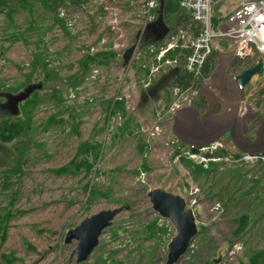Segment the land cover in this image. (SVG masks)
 I'll return each instance as SVG.
<instances>
[{"label": "rangeland", "instance_id": "obj_1", "mask_svg": "<svg viewBox=\"0 0 264 264\" xmlns=\"http://www.w3.org/2000/svg\"><path fill=\"white\" fill-rule=\"evenodd\" d=\"M242 1L213 0L214 17L227 19ZM160 8V0H88L80 7L71 4L59 9L64 21L61 25L47 13L51 10L40 7L34 10L39 25L32 32L26 30L28 10L23 9L12 23L0 15V27L6 31V50L0 54L1 87L23 84L34 52L42 47L54 79L45 83L44 72L33 75L32 85H45L42 83L44 86L29 98L54 88L62 94V102L46 95L34 109L33 135L26 137L23 171L11 172L14 162L4 160L8 148L18 142L0 143V214L9 209L13 215L4 241L0 231V264H163L176 230L153 210L148 193L155 188L181 195L195 213L199 232L177 264H248L252 257L263 263L264 167L228 166L222 156H213L211 148L205 150L211 158L193 155L173 131L172 116L177 110L206 103L212 91L211 74L185 91L170 81L158 96L143 100L148 89L169 70L181 67L185 71L188 53L184 59L162 58L177 46L189 52L192 17L180 23L174 16L166 21L170 32L161 46L145 45L144 33L131 60H124L137 35L157 20ZM18 30L25 31L24 40L15 39ZM99 52L115 57L106 65L91 64L78 87L68 86L69 76L81 70L82 57ZM225 55L220 51L213 54V70L234 73L242 69L241 64L233 65L240 56L227 61ZM245 60L250 67L258 61L252 56ZM0 91V102L4 103V95L10 91ZM244 96L250 113L246 115L251 124L249 137L256 135L260 124L264 135V75L253 79ZM120 97L126 109L111 113L108 103ZM242 102L239 100V110ZM256 114L258 123L251 121ZM126 120H130L129 127L121 132ZM86 140L101 143L97 172L57 173ZM140 143L144 152L138 148ZM144 160L148 170H142ZM197 167L207 170L200 172ZM92 184L105 196L90 199ZM120 207L123 210L100 237L98 246L85 262L78 263L74 252L77 241L65 243L67 232L101 210ZM241 214H249L251 220L245 232L235 236ZM153 219L160 229L155 228L156 234L151 236L146 225Z\"/></svg>", "mask_w": 264, "mask_h": 264}, {"label": "trees", "instance_id": "obj_2", "mask_svg": "<svg viewBox=\"0 0 264 264\" xmlns=\"http://www.w3.org/2000/svg\"><path fill=\"white\" fill-rule=\"evenodd\" d=\"M88 0H0V15L4 16L5 21L14 22L15 17L23 12V9H26L29 11V17L27 19V22L29 23L26 30L29 32H32L36 29V27L39 25V18L38 15H36V11L40 7H44L45 9L51 10L50 13L54 18L55 22L58 24L63 25L64 21L61 17H59V9L64 8L67 5H73L80 7ZM160 5L163 6V12L165 21L170 20L171 17H176V21L180 23L182 19H185L187 21L188 17L191 18L189 13H185L181 10H176V8H181L179 4V0H160ZM186 11V10H185ZM176 14V15H174ZM218 19L214 18V24L216 25L218 23ZM167 23V22H166ZM194 23H190V27L193 26ZM188 27V28H190ZM5 27H0V41L2 42L0 44V54L3 56L5 49V45L3 44L5 39ZM18 33L15 34L16 38L19 40H24L25 31L18 30ZM154 37L149 36V33L145 34L144 37V44L150 47L151 45L155 46H161L164 42V40L155 41L153 39ZM186 53L188 51L186 49H182L180 47H175L173 49L168 50L165 55L163 56L162 60H169V59H184L186 56ZM115 56L107 55L105 52H99V53H88L85 54L82 59L80 60V71H77L76 73L69 76V82L71 87H78V82L83 81L86 78V75L88 74L89 66L93 63L95 64H108L110 61L113 60ZM49 59L45 56L44 48L38 47L37 50L34 52L33 59L31 61V71L27 73L26 80L23 84H19L15 87H1L0 83V90H7L10 91L9 93H19L22 90L26 89L28 86L33 84V75L38 76L41 71L44 72V80L45 83L54 79L53 78V71L49 69ZM245 63V64H244ZM215 64V58L214 56H210L207 60L206 64L202 68V74L200 78H196L193 73H188L186 70L184 71L181 67L179 68V72L173 77L171 80L176 85L181 87V91H185L188 88H193L196 84H199L200 79H203L205 77H208L212 70L213 66ZM241 64L242 69H240L237 72H242L250 67V64H248V61L245 60V58H239L237 62H234L233 65ZM149 69L146 70V74H149ZM43 83V82H41ZM44 84V83H43ZM26 85V86H25ZM45 85V84H44ZM43 85V86H44ZM0 93H2L0 91ZM46 95L50 98L56 99L59 103L62 102V94L61 90L59 88H54L50 93L39 95L37 92L31 96L28 97L25 101L20 103V112L15 118L12 117V114L7 112L6 110L2 109L0 107V143L2 144H9L14 143L17 141L18 143L15 144L14 150H12V147L8 148V150L5 153V161L11 160L14 162V165L11 166L9 169L11 172H19L22 170L21 162L22 157L27 149L26 146V140L27 136L33 135V127L31 125L32 117H33V111L36 109V107L40 104V102L46 98ZM107 109H111V113H115L117 110H125V102L123 98L115 99L114 101L108 103ZM53 117L49 119V121H52ZM62 121V119H61ZM259 119H255V123H258ZM81 121H77L76 124H80ZM130 120H126L122 127H120V131L124 132L129 127ZM143 143H140L138 148L140 150H143ZM222 156L223 153L221 151H216L214 153V156ZM101 158V143L97 141H83L79 144L77 148V152L73 159L67 164L57 169V173H71V174H77L80 172H85V175H89L93 172H97L96 169V163ZM179 158L182 159L183 162L189 163V159H186L184 156L180 155ZM9 161V163L11 162ZM28 161V158H27ZM191 164V161H190ZM142 170H148V164L147 161L144 160L142 164ZM8 169V167L6 168ZM5 169V170H6ZM197 169L200 172L206 171L203 167H197ZM23 171V170H22ZM8 179V177H6ZM8 183V181H6ZM105 194L100 190L98 185L92 184L89 187V198L93 199L96 197H104ZM12 204V203H11ZM13 217L11 211L8 209L5 213V215L0 214V231H2V240L4 241L7 236V229H8V222ZM251 220V217L249 214H241L238 217L237 227L234 230L233 234L235 236L241 235L248 227L249 221ZM157 219H153L146 225V230H150L151 236H154L156 234L157 228L160 229V227H157ZM156 228V231H155ZM210 264V263H207ZM211 264H217L216 261H213ZM248 264H264V261L259 260L258 257H252L250 259V262Z\"/></svg>", "mask_w": 264, "mask_h": 264}, {"label": "water", "instance_id": "obj_3", "mask_svg": "<svg viewBox=\"0 0 264 264\" xmlns=\"http://www.w3.org/2000/svg\"><path fill=\"white\" fill-rule=\"evenodd\" d=\"M149 29L155 31V41L164 40L170 32V27L167 25L164 17L163 6L160 8L159 17L157 20L150 23L145 31H141L137 35L136 43L128 48L124 53L125 62H129L135 53L142 35ZM151 32V31H150ZM179 67L171 69L169 72L156 83L154 90L160 91L165 88L166 84L179 72ZM264 75V58L260 57L258 61L250 68L233 76L237 86L242 88L247 87L256 76ZM42 83L30 85L23 91L12 94L6 93L4 96L6 101L0 103L2 109H6L9 113L17 116L20 112L19 105L25 101L35 89H41ZM154 97V96H153ZM181 109L177 110L179 112ZM194 110V109H193ZM231 131L227 130L223 133V137L228 139ZM189 145H192V153H199L204 157H210L209 153L199 151V145L185 140ZM222 153H226L222 150ZM253 153V152H252ZM148 197L152 204L153 210L162 218L171 222L176 230L175 235L167 244V257L163 264H177L180 259L186 254L191 242L196 238L199 229L194 210L187 206L184 197L179 194H174L163 188H155L149 191ZM120 208L101 210L88 218H85L78 226L71 228L65 237V243H70L72 240L77 241V246L74 250L76 261L78 263L85 262L94 249L98 246L100 237L105 230L109 228L115 217L122 211Z\"/></svg>", "mask_w": 264, "mask_h": 264}, {"label": "built area", "instance_id": "obj_4", "mask_svg": "<svg viewBox=\"0 0 264 264\" xmlns=\"http://www.w3.org/2000/svg\"><path fill=\"white\" fill-rule=\"evenodd\" d=\"M181 8L191 14L194 23L191 26L193 41L185 62V70L196 78L202 74V68L214 53H225L227 61L233 56L264 58V0H243L242 5L227 19L214 24L213 0H179ZM240 91H244L238 86ZM242 111L248 114L247 104L242 103ZM180 106H176L178 108ZM175 108V109H176ZM223 147L216 142L202 147L201 151L211 148V152ZM228 166L249 165L259 170L264 167V150L247 154H228L224 158ZM254 172L249 174L253 177Z\"/></svg>", "mask_w": 264, "mask_h": 264}, {"label": "crops", "instance_id": "obj_5", "mask_svg": "<svg viewBox=\"0 0 264 264\" xmlns=\"http://www.w3.org/2000/svg\"><path fill=\"white\" fill-rule=\"evenodd\" d=\"M210 79L212 91L209 92L206 103L185 106L172 116L176 137L185 145H189L185 140L199 146H210L214 142L223 141L229 151L236 150L239 153L264 147V135L261 131L256 132L253 138L248 133L245 134L249 119L238 108L239 100L244 99V94L237 89L232 72L214 69ZM227 130L231 131V135L225 139L223 133Z\"/></svg>", "mask_w": 264, "mask_h": 264}, {"label": "flooded vegetation", "instance_id": "obj_6", "mask_svg": "<svg viewBox=\"0 0 264 264\" xmlns=\"http://www.w3.org/2000/svg\"><path fill=\"white\" fill-rule=\"evenodd\" d=\"M151 31V32H150ZM146 33H149V36H151V37H154L155 38V36H156V34H155V31L154 30H151V29H149L148 31H146ZM153 38V39H154ZM164 75H162L161 77H160V79L163 77ZM159 79V80H160ZM158 80V81H159ZM157 81V82H158ZM171 81V80H170ZM170 81L167 83V84H169L170 83ZM156 82V83H157ZM156 83L151 87V88H149L148 89V92L144 95V97H143V100H146L147 98H149V97H152V98H154V97H156V96H158L159 95V92L161 91H157V90H154V86L156 85ZM167 84H166V86H165V88L167 87ZM165 88H163V89H165ZM162 89V90H163ZM154 96V97H153ZM5 101H6V98H5ZM1 104H2V102H0ZM6 110V109H5ZM7 111V110H6ZM255 118L253 119V120H251L252 122L255 120V119H257V114L254 116ZM251 122V123H252ZM263 122V121H262ZM261 122V123H262ZM250 125L251 124H248L247 126H246V130H245V134H247L248 133V131H250ZM261 125V124H260ZM260 125H258V127L256 128V132H258V131H261L262 130V127L260 126ZM263 148V147H262ZM259 150V149H258Z\"/></svg>", "mask_w": 264, "mask_h": 264}, {"label": "bare ground", "instance_id": "obj_7", "mask_svg": "<svg viewBox=\"0 0 264 264\" xmlns=\"http://www.w3.org/2000/svg\"><path fill=\"white\" fill-rule=\"evenodd\" d=\"M200 78V77H199ZM173 79V78H172ZM188 92V91H187ZM249 109V108H248Z\"/></svg>", "mask_w": 264, "mask_h": 264}]
</instances>
